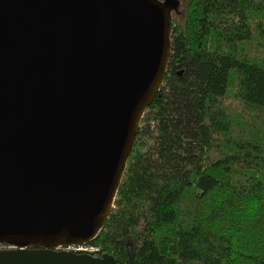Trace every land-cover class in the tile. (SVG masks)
Returning a JSON list of instances; mask_svg holds the SVG:
<instances>
[{"label": "water", "instance_id": "1", "mask_svg": "<svg viewBox=\"0 0 264 264\" xmlns=\"http://www.w3.org/2000/svg\"><path fill=\"white\" fill-rule=\"evenodd\" d=\"M177 6L0 0V244L16 248L0 264H116L54 249L89 244L113 210Z\"/></svg>", "mask_w": 264, "mask_h": 264}, {"label": "trees", "instance_id": "2", "mask_svg": "<svg viewBox=\"0 0 264 264\" xmlns=\"http://www.w3.org/2000/svg\"><path fill=\"white\" fill-rule=\"evenodd\" d=\"M172 27L92 243L117 264H264V0H188Z\"/></svg>", "mask_w": 264, "mask_h": 264}, {"label": "flooded vegetation", "instance_id": "3", "mask_svg": "<svg viewBox=\"0 0 264 264\" xmlns=\"http://www.w3.org/2000/svg\"><path fill=\"white\" fill-rule=\"evenodd\" d=\"M164 1V0H162ZM86 246L89 248L87 250H76V249H68V248H57V249H54V251H57V252H62V251H68V252H71V253H75V254H78V255H82V254H88V255H91L93 256L94 258H99L101 259L102 256L104 254H106L107 252H104L102 251V249L96 245L95 243H92L90 242L89 244H86ZM16 248H12V249H1V250H15ZM32 250H35V249H32ZM47 250H52V249H47ZM116 264H117V261H116Z\"/></svg>", "mask_w": 264, "mask_h": 264}, {"label": "rangeland", "instance_id": "4", "mask_svg": "<svg viewBox=\"0 0 264 264\" xmlns=\"http://www.w3.org/2000/svg\"><path fill=\"white\" fill-rule=\"evenodd\" d=\"M172 1L178 2L177 9L173 8V10H172L173 18H178L179 20H182V17H183L184 11L186 9V5H187L188 0H172Z\"/></svg>", "mask_w": 264, "mask_h": 264}, {"label": "built area", "instance_id": "5", "mask_svg": "<svg viewBox=\"0 0 264 264\" xmlns=\"http://www.w3.org/2000/svg\"><path fill=\"white\" fill-rule=\"evenodd\" d=\"M15 248L14 246L11 245H5V244H0V250L1 249H12ZM76 249V250H87L89 249L86 245H77V246H73V247H69L68 249Z\"/></svg>", "mask_w": 264, "mask_h": 264}]
</instances>
